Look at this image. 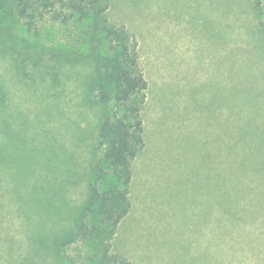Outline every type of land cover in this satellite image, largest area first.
Here are the masks:
<instances>
[{
    "label": "rangeland",
    "instance_id": "374dc122",
    "mask_svg": "<svg viewBox=\"0 0 264 264\" xmlns=\"http://www.w3.org/2000/svg\"><path fill=\"white\" fill-rule=\"evenodd\" d=\"M42 1L0 0V232H29L47 250L77 228L117 90L104 102L89 87L93 62L46 58L80 48L75 24L53 21L58 5ZM105 16L147 42L170 31L190 56L176 58L168 82L151 66L140 178L112 253L131 264H264V0H110ZM103 166L101 190L113 180ZM87 247H70L77 264H97Z\"/></svg>",
    "mask_w": 264,
    "mask_h": 264
},
{
    "label": "trees",
    "instance_id": "16d2710c",
    "mask_svg": "<svg viewBox=\"0 0 264 264\" xmlns=\"http://www.w3.org/2000/svg\"><path fill=\"white\" fill-rule=\"evenodd\" d=\"M110 0H43L46 10L58 5V11L52 14L53 21L61 24L74 23L75 40L80 50L61 53H48L46 58L55 65L93 62L96 66L89 79V87L98 96L109 93L108 87L117 90L112 104H107L99 128V144L106 145L103 161L96 163L95 174L90 184V195L78 215L77 228L69 234L64 244H49L43 250L29 232H23L24 239L18 241L13 232H0V262L6 264H77L70 247L79 240L89 254L97 258V264H131V262L111 251V241L120 221L130 209L128 190L131 180V163L144 147L143 123L141 111L146 100L147 82L142 72L138 44L133 34L124 27H116L106 19ZM21 3V1H20ZM260 3H256L258 8ZM23 17L26 9L19 11ZM2 14H5L2 12ZM76 37V38H75ZM108 43L104 52L96 39ZM95 40V41H94ZM94 42V44H93ZM89 52L79 53L82 47ZM50 55V56H49ZM57 67V66H56ZM55 67V68H56ZM53 65V74H55ZM110 100V99H108ZM2 98L0 97V102ZM7 123L5 122V125ZM264 131V125H263ZM111 171L113 180L106 181ZM99 216L100 224L87 225L92 213ZM26 248V251L23 250ZM21 251V252H20ZM91 252V253H90Z\"/></svg>",
    "mask_w": 264,
    "mask_h": 264
},
{
    "label": "crops",
    "instance_id": "0c3cea01",
    "mask_svg": "<svg viewBox=\"0 0 264 264\" xmlns=\"http://www.w3.org/2000/svg\"><path fill=\"white\" fill-rule=\"evenodd\" d=\"M173 29H175V27H170V30H173ZM137 34H140L137 36L138 38L136 37L137 38L136 41L138 44V56H139L140 66L142 67L143 74L147 82V90H148V86L150 83L152 85H155V81H156V76L154 73L155 71L157 72L158 77L167 75V82H168L170 81L169 76H171V72L174 68L176 58L177 57H179L180 59L187 58V60H189L188 59L190 57L189 55L181 53L183 49L185 48L184 43L179 42L181 40L180 38L178 40L175 38H169L168 35L170 34V31L167 35L160 34L162 38H159V39L157 37L151 36L148 42L142 38V36H144L142 33H137ZM141 43L145 45V49L143 52H142ZM147 44L149 48L147 47ZM151 66H154L155 71L154 69L151 68ZM237 68L239 69V50H238V58H237ZM146 99H147V96H146ZM145 102H144V105H145ZM143 132H144V128H143ZM141 151L137 153L133 161H137V156L138 154H140ZM137 164H138V161L135 163V166L133 168V170L135 171V173L133 174L134 177H132V170H131L130 184L132 182H135L136 185L138 184L140 176H139V167L137 166ZM131 168H132V163H131ZM130 184H129V188H130ZM134 195H136V192L134 193ZM129 198L130 196H129V190H128V199ZM128 214H129V211L127 215ZM124 218L121 220L122 223L124 221Z\"/></svg>",
    "mask_w": 264,
    "mask_h": 264
}]
</instances>
